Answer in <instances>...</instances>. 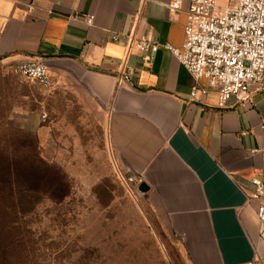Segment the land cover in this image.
<instances>
[{
  "label": "crops",
  "instance_id": "obj_1",
  "mask_svg": "<svg viewBox=\"0 0 264 264\" xmlns=\"http://www.w3.org/2000/svg\"><path fill=\"white\" fill-rule=\"evenodd\" d=\"M181 1L172 11L171 0H0V73L44 58L56 86L69 83L106 110L115 158L124 172H143L187 264H264L256 202L247 205L249 180L264 179V80L246 105L222 109L171 51L144 60L112 40L134 30L182 48L189 0ZM193 84L209 93L188 100Z\"/></svg>",
  "mask_w": 264,
  "mask_h": 264
},
{
  "label": "rangeland",
  "instance_id": "obj_2",
  "mask_svg": "<svg viewBox=\"0 0 264 264\" xmlns=\"http://www.w3.org/2000/svg\"><path fill=\"white\" fill-rule=\"evenodd\" d=\"M70 87L53 81L44 89L0 73V155L27 171L36 151L44 165L35 175L55 181L60 195L43 196L27 217L30 257L38 264H187L155 199L126 185L106 110Z\"/></svg>",
  "mask_w": 264,
  "mask_h": 264
},
{
  "label": "built area",
  "instance_id": "obj_3",
  "mask_svg": "<svg viewBox=\"0 0 264 264\" xmlns=\"http://www.w3.org/2000/svg\"><path fill=\"white\" fill-rule=\"evenodd\" d=\"M226 2L222 5L218 0H189L182 48L146 36L138 37L134 30L112 34V40L124 43L128 49L134 47L143 54L144 60H151L160 48L167 49L187 68L195 81L206 80L209 88L216 93L219 108H228L231 100L235 104L246 105L252 88L261 85L264 80V0ZM168 7L178 11L182 1L171 0ZM84 17L88 25L93 24V14ZM14 72L21 81L35 82L44 89L52 86L49 66L44 58L36 57L20 63ZM208 93V87L193 84L188 100H198L199 95ZM260 127L264 130V120ZM122 177L129 190L142 193L139 186L145 182L143 172L129 169L122 173ZM253 201L256 202L259 221L258 239H264L262 177L249 180L247 205ZM257 262L254 257L240 264Z\"/></svg>",
  "mask_w": 264,
  "mask_h": 264
},
{
  "label": "trees",
  "instance_id": "obj_4",
  "mask_svg": "<svg viewBox=\"0 0 264 264\" xmlns=\"http://www.w3.org/2000/svg\"><path fill=\"white\" fill-rule=\"evenodd\" d=\"M32 158L27 171H22L14 160L0 155V264H38L30 257L35 242L27 217L43 196L60 197L55 181L35 175L44 165L36 151Z\"/></svg>",
  "mask_w": 264,
  "mask_h": 264
},
{
  "label": "water",
  "instance_id": "obj_5",
  "mask_svg": "<svg viewBox=\"0 0 264 264\" xmlns=\"http://www.w3.org/2000/svg\"><path fill=\"white\" fill-rule=\"evenodd\" d=\"M149 185L146 183V182H143L142 184H140L139 186V190L142 192V193H145L149 190Z\"/></svg>",
  "mask_w": 264,
  "mask_h": 264
}]
</instances>
